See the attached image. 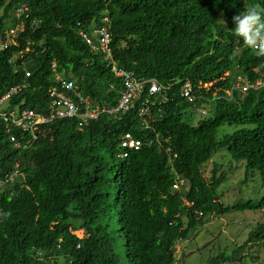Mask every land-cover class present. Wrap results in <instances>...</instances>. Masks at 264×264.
Wrapping results in <instances>:
<instances>
[{
  "label": "trees",
  "instance_id": "1",
  "mask_svg": "<svg viewBox=\"0 0 264 264\" xmlns=\"http://www.w3.org/2000/svg\"><path fill=\"white\" fill-rule=\"evenodd\" d=\"M24 2L17 20L11 10ZM253 5L264 0H0V40L23 25L0 50V93L28 84L11 106L45 112L55 73L91 103L116 106L122 79L79 35L91 24L110 33L119 67L155 79L168 95L149 105L148 128L138 116L147 88L119 118L101 115L82 128L75 119L55 120L39 126L32 142L0 121V264H174L176 243L211 215L264 209V194L225 204L220 164L205 173L212 155L226 150L243 164L242 183L255 175L264 185V86L226 93L237 74L253 80L264 73V57L238 52L242 40L231 35L233 17ZM186 80L193 102L181 97ZM225 125L230 131L220 132ZM124 133L145 145L120 158ZM180 178L186 183L174 189ZM255 246L264 250V223L206 264H243L246 255L261 264L259 253L245 254Z\"/></svg>",
  "mask_w": 264,
  "mask_h": 264
},
{
  "label": "built area",
  "instance_id": "2",
  "mask_svg": "<svg viewBox=\"0 0 264 264\" xmlns=\"http://www.w3.org/2000/svg\"><path fill=\"white\" fill-rule=\"evenodd\" d=\"M27 4L21 3L19 7L14 10V17L18 20L21 14L27 10ZM106 18H103L105 21ZM36 20H31V26L35 25ZM91 24L89 31L79 30V35L85 41V43L93 51H100L106 66L110 73L114 77L122 79L123 89L119 93L116 106H105L98 103H91L86 97H83L81 93L76 90V85L72 79L64 78L57 73L54 74L56 83L48 89V106L45 112H38L31 108H21L17 105L11 106L9 100L13 97L21 87L27 86V83H21L11 86L0 93V121L5 126V131L10 132L13 129H18L21 136L29 134L27 142H32L36 138V132L39 126L48 124L55 120L71 118L77 121V126L82 128L91 121H96L101 115H107L111 117L119 118L120 115L127 112L134 103L140 99L143 91L147 88V97L141 102V107L138 110V116L141 117L144 123V127L148 128L150 124L145 120L146 115L149 113L148 105H154L156 102L158 105L167 101V89L164 85L159 84L155 79H138L134 76L133 72H128L117 65V62L113 58L112 49L110 46V33L103 25ZM22 24L17 23L15 26L10 27L4 31L5 39L0 40V50L8 48L15 42V35L17 30H21ZM12 59H9L11 62ZM52 68L55 64L52 63ZM29 73L25 72V76ZM147 86V87H146ZM254 85H251L253 87ZM248 84L243 85L241 88L245 90ZM236 88V85L232 87ZM193 86L190 81H184L181 86V97L188 102H193L195 95L193 94ZM151 97L157 99H151ZM201 113H205L204 110L199 109ZM11 141H16V136L10 137ZM19 146V142L15 143ZM146 144H151V141H147ZM145 145V142L140 138H134L130 133H124L120 137V157L127 155L128 150H138L141 146ZM17 167V164H15ZM17 172L9 174L6 181H12ZM186 181L184 179H177L173 183L174 189L181 188ZM41 258V252H37Z\"/></svg>",
  "mask_w": 264,
  "mask_h": 264
},
{
  "label": "rangeland",
  "instance_id": "3",
  "mask_svg": "<svg viewBox=\"0 0 264 264\" xmlns=\"http://www.w3.org/2000/svg\"><path fill=\"white\" fill-rule=\"evenodd\" d=\"M9 0H3L6 4ZM14 10H11V14ZM2 8H0V14ZM12 25L9 21L7 26ZM205 108V107H204ZM208 110V107L205 109ZM195 119L199 117L198 112L193 114ZM227 125L220 128V132L226 129L230 131ZM226 150H219L214 153L206 164L205 173L209 174L214 163L220 164V170L225 172L226 181L218 188L222 193V201L225 204H231L240 198H258L264 194V185L260 183L258 177L252 175L249 180L242 183L244 177V167L240 162L232 160ZM257 223H264V209L255 212L251 211H232L222 215H211L207 221L197 225L194 231L190 233L187 239L180 240L175 246L174 264H206V262L221 252H229L235 246L240 245L248 237V233ZM81 236V230L74 232ZM255 255L259 253L262 257L261 264H264V250L256 246L245 254ZM243 264H260L251 262L246 255ZM219 264H240L239 262H225Z\"/></svg>",
  "mask_w": 264,
  "mask_h": 264
},
{
  "label": "clouds",
  "instance_id": "4",
  "mask_svg": "<svg viewBox=\"0 0 264 264\" xmlns=\"http://www.w3.org/2000/svg\"><path fill=\"white\" fill-rule=\"evenodd\" d=\"M233 24H234V27L231 28L232 29L231 35L234 38L238 39L239 41L242 40V43H243L240 48L237 47V51L242 52L241 49H244V50L251 49L255 51L257 56L264 57V6L253 5L247 11L240 13L238 15H235L233 17ZM236 67L238 68V66ZM253 71L257 72L256 67L253 69ZM262 76H264V73L262 74ZM262 76L251 80V78H248V75L237 74L235 76V83L233 84L232 87L236 85L237 89L236 88L234 89L242 93L249 88L250 89L260 88L264 86V79ZM245 84H248V87L245 90H242L241 87ZM208 85L209 83L205 84L204 86H208ZM251 85H254V86L251 87ZM232 89L233 88H231L230 90H227L226 92L227 95L229 96L232 95ZM167 100H168V95H167ZM148 108H149V105H148ZM203 108L204 107H200L198 109H203ZM145 120L147 121L146 117H145ZM120 158H123V157H120Z\"/></svg>",
  "mask_w": 264,
  "mask_h": 264
}]
</instances>
